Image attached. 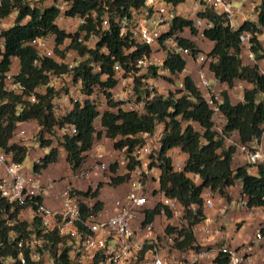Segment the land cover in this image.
Instances as JSON below:
<instances>
[{
  "label": "trees",
  "instance_id": "16d2710c",
  "mask_svg": "<svg viewBox=\"0 0 264 264\" xmlns=\"http://www.w3.org/2000/svg\"><path fill=\"white\" fill-rule=\"evenodd\" d=\"M27 0H1L0 21L7 19L13 12L16 13L13 24L1 32L4 38V51L0 52V149L11 155L12 160L21 164L28 154L26 146L12 142L17 124L34 121L37 125L36 137L40 148H49L47 154L33 163L32 172L41 174L50 165L58 161L59 150L65 153L66 163L75 173L82 168L88 152L94 142L102 135L112 142L114 150L126 148L129 153L138 144L137 136L141 133H153L158 125H162L163 136L161 150L158 156L161 169V189L171 198H174L184 208L187 227L180 231L182 241L177 244L180 250L199 249L196 244L193 228L204 221L201 195L204 190H210L218 196L229 200L228 190L236 185L240 187V194L244 195L249 208L264 207V164L233 165V156L236 148L225 144V138L235 133L240 144L253 141L259 142L264 128V74L261 73L259 63L264 60V46L254 38L251 51L256 63L243 64V47L239 35L244 31L264 34V0H257L255 19L244 21L237 30H234L226 15L217 13L206 7L198 16L212 24V27L203 31V40L212 44L207 53L208 73L219 83L233 89L236 82L245 83L241 100L233 103L227 89L219 92L218 101L213 99L223 118L221 125L222 135L216 132L214 113L196 88L193 80L187 76L183 78V90L169 93V96L155 95L149 98L144 91L145 101L143 114L127 111L123 102L112 99L111 90L117 85L114 78V66L120 65L126 72L135 68L138 58L148 54L149 50L143 46H136L128 52L134 43L128 35L120 36V28L116 23L128 17L131 10H138L145 5V0H111L108 1L105 11L97 0H67L72 1L73 7L68 11V17L85 16V24L79 26L73 34L60 29L56 24L57 10L53 7H30ZM56 1V0H55ZM177 6L186 0H165ZM95 16L91 18L90 12ZM107 15L109 27L102 31L101 21ZM187 30L190 35H196L192 22L177 17L173 20L168 36L175 35L177 42L191 52L195 57L201 50L195 43L180 35ZM83 33V34H82ZM82 34V35H81ZM98 36L94 48L78 42L82 36L87 40L89 35ZM52 36L57 49L66 40H69L67 49L74 51L82 62L71 70L72 82L79 79L82 84V94L86 96L82 102H74L71 110L57 118L53 113V101L60 97V89L48 87L49 75H60L68 71L67 65L54 59L39 57L36 50L30 45L35 38ZM104 50V52H103ZM18 63L17 72L13 79L19 82L24 90L21 94L8 92L4 87L5 75L10 71L12 60ZM37 61L38 65H34ZM186 61L179 56L169 55L164 63L170 76L177 77L185 68ZM96 70V71H95ZM151 76L157 77V68H151ZM170 81V78H167ZM143 87L137 80L136 89ZM42 88L40 93H34ZM104 95L105 109L100 112L97 100L91 98L95 90ZM35 94L36 102L30 103L28 97ZM99 93V94H100ZM98 124L97 130L95 124ZM64 125H74L76 134L65 136L57 146L46 136L54 135L56 129ZM178 148L186 155L183 173H174L171 170L167 152ZM255 168V173L249 170ZM117 163L110 165L109 186L117 187L128 180V175H116ZM127 170L131 166L126 167ZM116 175V176H113ZM197 176L198 184L192 180ZM102 183H98L91 190L82 193L97 198ZM195 206L193 210L192 207ZM12 205L0 197V264L2 258L15 257L16 247L7 246L9 233L24 236L28 223H17L8 226L3 219L4 213L13 221L19 208L10 212ZM84 210L85 207L82 206ZM102 209V203L97 200L94 211ZM157 211H150L146 222L153 220ZM38 222H34L37 228ZM264 233V229H260ZM50 245L46 249L53 257L55 264H72L66 254L67 247H62L59 258L56 257V245L65 239L55 235L48 236ZM28 259L27 255L25 254ZM214 264H227V258L217 255ZM27 264H33L28 261Z\"/></svg>",
  "mask_w": 264,
  "mask_h": 264
},
{
  "label": "built area",
  "instance_id": "2783aa9c",
  "mask_svg": "<svg viewBox=\"0 0 264 264\" xmlns=\"http://www.w3.org/2000/svg\"><path fill=\"white\" fill-rule=\"evenodd\" d=\"M97 1L106 11V4L111 0ZM26 2L30 7L53 6L58 12L56 24L67 17L75 21L77 29L85 24V19L88 16L68 17L67 13L73 7L72 1L45 0L41 3L40 0H27ZM206 7L226 15L230 25L239 13L232 7L231 0H186L177 6L165 0H145L144 7L131 10L129 16L120 21L116 19L120 28V36L128 35L134 43L128 52L135 50L138 45L146 47L149 53L138 58L135 68L128 72L120 65L114 66V78L117 85L111 90L112 99L123 102V108L127 111L143 114L145 101L143 92L147 91L149 98L158 95L156 78L158 76L172 78L169 71L164 69V63L169 55H176L197 64L196 82L193 81V83L201 94L203 93V98L214 113V119L221 116L217 105L213 103V99L218 101L219 91H217L216 84L207 76L208 60L204 52L201 51L195 57H191L190 50L181 46L175 35L168 36L175 18L187 19L192 22V26L196 30V35L192 36L191 40L196 45L203 39V31L212 27L210 22L198 16V13L204 12ZM90 16L94 18V11L90 12ZM8 19L9 17L0 21V52L4 51V38L1 32L6 30L3 28ZM108 27L109 22L105 13L101 21V29L105 31ZM180 36L182 37V34ZM254 38L264 46V34L259 36L257 33L244 31L239 35L243 52L253 62H255V58L251 51V41ZM92 40L96 43L98 36L89 35L87 41ZM78 42L86 45V40L82 36L79 37ZM52 44H54L52 36L35 38L30 43L39 57L61 62L56 59L55 45ZM34 65H38V62L35 61ZM66 65L68 68L66 73L58 76L49 75L48 87L58 89L60 83L73 81L71 70L74 66ZM152 67L157 68V77L151 76ZM185 69L186 66L179 75H183ZM15 73L9 71L5 75L4 87L8 92L21 94L24 88L13 79ZM185 77L187 76H181L180 79L178 77L177 90L184 89L183 78ZM137 80L143 84V87L138 88L139 90L136 89ZM74 85L70 87L68 94H71V97L75 95L74 102H82L86 96L82 94L81 81L78 79ZM122 87H125L126 90L122 91ZM41 91L42 88L36 89L34 93ZM34 93L28 97L30 103L36 102ZM68 94H60L61 96L53 101V113L57 118L61 117L58 112L62 104H67L68 111L73 106ZM99 95L101 97L98 100L103 104L104 95L101 93ZM91 98L95 99L94 95ZM97 106L100 107V104L97 103ZM159 126L161 129L157 126L151 134H139L137 136L138 144L129 153L126 148L117 150L121 158L123 172L116 173V175H128L127 182L123 183L127 185L128 189L113 198L112 213L109 215L103 208L94 211L97 198H92L91 193L88 196L82 194L87 192L88 188L93 190L94 188L91 186H87L81 191L71 184L65 183L61 190L53 192L55 181H49L47 184L41 183L38 175L33 172H23L21 164L14 162L11 155L0 149V197L13 206L10 212L14 208H19L13 221H10L9 216L5 213L3 219L8 226L28 223L26 235L20 236L13 231L9 233L7 246H15L17 254L15 257L2 258L3 262L27 264L29 261L33 264H55L53 257L46 249V246L50 245L48 236L55 235L59 239H65L64 245L61 242L57 243L56 257L59 258L62 247L66 246L67 258L72 264H214L213 260L219 254L227 258V264H264V249L261 254L262 259L259 262H254L253 250L249 244H243L237 248L209 244V240H212V237L218 233V229L210 228L211 220L208 217L204 218L200 226L202 238L199 242L196 241L199 249L180 250L178 248L177 244L182 241L179 233L187 227V220L184 208L176 199L166 195L160 186L161 169L158 156L162 147L163 130L162 125ZM216 132L222 135L221 129ZM75 134L74 125H64L56 129L54 135L46 136L45 139L51 140L54 144V142H62L65 136L69 137ZM15 137L17 143L28 149L32 146V142H30L32 140L38 145L36 133L32 136L25 129L16 130ZM232 140H235L236 144L232 145ZM229 143L236 148L235 153L237 152L242 157L245 164L251 166L264 164V128L259 142L253 141L243 145L238 142L237 135L232 133L229 138H225V144ZM167 157L170 159L172 172L183 173L186 155L178 148H173L167 152ZM39 159L33 157L32 162L38 163ZM113 163L118 165L117 161H113ZM128 165L131 166L130 170L126 169ZM100 170H107L112 176L108 165L104 163L100 166L94 164L86 169L81 168L72 173V176L76 182H80L78 180L81 179V182L87 183L91 173H97ZM191 178L194 183L199 179L197 176ZM201 199L202 210L213 209L217 206L216 215L219 217L225 216L231 206L238 211L245 212L253 209L247 206L246 198L240 192L230 203L221 200L220 196L218 197L210 190H204ZM82 206L85 207L84 210ZM192 209L194 210L195 206ZM154 210L157 212L153 220L146 222L147 214ZM36 221L38 222L37 228L34 225ZM253 240L254 244L257 243L264 247V233L261 230L255 233ZM0 247H3L1 240Z\"/></svg>",
  "mask_w": 264,
  "mask_h": 264
},
{
  "label": "crops",
  "instance_id": "0c3cea01",
  "mask_svg": "<svg viewBox=\"0 0 264 264\" xmlns=\"http://www.w3.org/2000/svg\"><path fill=\"white\" fill-rule=\"evenodd\" d=\"M233 1V0H232ZM242 3L241 10L243 12L242 18H240V15H237L236 19L237 21H240L239 23L241 24L244 21H247L245 17H247L248 14L251 12V7L256 6L258 4L257 0H240ZM254 3V5H253ZM252 5V6H251ZM255 19V16L249 17L248 20L253 21ZM182 37L192 40V35L185 30L182 33ZM198 49H200L202 52L207 53L210 48L212 47V44L209 43L206 40H200L196 44ZM186 61V69L183 75H179V79L181 76H189L194 83L196 82V77H197V64L194 61ZM12 64H16V71L18 67V63L16 59L12 60ZM259 68L261 73L264 74V71H262L259 63ZM207 76L210 78L212 82L216 84L217 91L218 89H226L224 84L219 83L217 80H215L210 73L207 72ZM245 87L248 88V85L245 84ZM203 95V93H202ZM60 116L64 115L65 113H58ZM18 129H25L28 133L33 132V135L37 132L38 128L37 125L34 121H30L27 123H19L17 124L16 130ZM97 129V128H96ZM98 130V129H97ZM31 137V136H30ZM12 142H16V137L12 139ZM32 142V146L29 150H31V159L34 158H41L45 154L48 153L49 149L48 148H40L37 144ZM53 145V144H52ZM101 145H106L107 150L105 157H102L101 159H96V152L97 149H101ZM111 145V146H110ZM54 146V145H53ZM100 147V148H99ZM111 147L113 153H110L108 150ZM113 156L114 159L118 162V169H117V174H121L123 172V167L121 164V158L119 156V152L117 150H114L112 147V142L105 138L103 135L94 142V145L92 149L88 152L86 161L82 166V169H86L88 166L92 165L91 163L94 162L95 160H99L102 162H105L106 155ZM62 161V162H61ZM59 163H62L63 169H59ZM233 165H245V161L242 160V157L238 155L236 152L233 156ZM250 173H255V168H251L249 170ZM72 171L69 167V165L66 163L65 160V153L62 149L59 150V156H58V161L55 164L50 165L47 169L41 172L37 177L40 180L41 183L47 184L49 181H55V183H69L71 184L74 188L78 190H84L87 188V186H91V188L96 187V183L99 181H95L94 176L97 175L98 173H91L89 180L87 183H80L76 182L73 179L72 176ZM101 181V180H100ZM199 180L195 181V184H198ZM101 182H104L103 180ZM128 189L126 184H121L115 188L110 187V186H103L99 193L97 200H99L102 203V208L104 211H106V214L109 215L112 213V205H113V198L116 197L119 194H122L126 192ZM240 192V187L238 185L230 188L228 190V195H229V200L227 201L226 199L221 198V200L226 201L228 203L232 202L237 196L238 193ZM216 195V194H215ZM219 197V196H218ZM219 206V203H218ZM217 211V206L213 209L209 210H204V216L210 218L211 224L209 225L211 229L215 230L218 229V233H216L213 237L212 240H209V244H216L219 246H227L230 248H237L243 244H249L252 247L253 250V261L254 262H259L261 258L262 251L264 249L263 245L254 244V235L255 233L260 230L264 229V207H258V208H253L249 212L245 211H238L234 209L233 206L230 207L229 211L227 214L223 217H219L216 215ZM250 214V215H249ZM202 224H199L195 226L194 228V236L197 242H199L202 238V234L200 231V226Z\"/></svg>",
  "mask_w": 264,
  "mask_h": 264
},
{
  "label": "rangeland",
  "instance_id": "374dc122",
  "mask_svg": "<svg viewBox=\"0 0 264 264\" xmlns=\"http://www.w3.org/2000/svg\"><path fill=\"white\" fill-rule=\"evenodd\" d=\"M44 1L45 0H40L41 3H43ZM231 4H232L233 8H235V9H237L239 11L238 15H240V18H242L243 12L241 10V7H242L241 1L240 0H233V1L231 0ZM253 5H254V3H253ZM250 10H251L250 14H248L247 17H245L246 20H248L249 17H252V16L254 17L255 16V13H254L255 6H252ZM15 17H16V14L13 12L9 16V19L6 21V25H5V27L3 29L9 28L13 24ZM239 22L240 21L233 20L232 23H231V27L234 30H237L239 28V26H240ZM57 25H58V27L60 29H63L67 33H71V34H73L76 31V29H77V25H76L75 21L73 19H69L67 17L64 18L63 20H61L60 22H57ZM68 44H69V40H66L62 46H59L57 49L54 48L55 57H56V59H59L61 62L65 63V64L76 66L80 62H82L84 60V58L79 57L74 51L68 50L67 49ZM95 44L96 43L93 40L92 41H87L86 40V46L88 48H94ZM52 45L54 46V44H52ZM255 63H256V61L255 62L250 61L247 58V54L245 52H243V64L244 65H254ZM15 67H16V64H12L11 65L10 71L12 73L17 72ZM260 67H261L262 71H264V60L260 63ZM71 82H62V83L59 84L60 87L58 89H60L59 91H61V93H60L61 95L62 94H68V91H69L70 87L75 86L74 82L73 83H71ZM177 85H178V77H172V78H170V81L167 79V77H164V76H158L156 78V92H157L158 95H161V96H164V97L165 96L166 97L169 96V93H174L175 91H177ZM225 88L227 89V92H228L229 96L231 97V101L233 103H236V102L241 100L242 93H243L244 89H246L245 83H241V82H236L235 85H234V88L231 89V90L228 89L226 87V85H225ZM121 90L124 91V90H126V88L122 87ZM222 90L223 89H218L219 92L222 91ZM99 93H100V91L96 89L94 98H95V100L97 99L98 104H100L99 110L101 112V111H103L105 109V107H104L105 106V100L103 101V104H101V102H99L98 98L101 97L99 95ZM74 96L71 97V94H68V97L70 99V103L73 101ZM67 111H68L67 104H62V107L59 109L58 113H67ZM222 123H223V118L221 116L215 118L214 119L215 129L216 130L222 129V127H221ZM95 127L97 129H99V126H98L97 123L95 124ZM158 127H160V126L158 125ZM160 129H161V127H160ZM31 135L33 136V132H31ZM31 139H32V137H31ZM57 144L58 143L54 142L53 145L57 146ZM233 144H236L235 140H232V145ZM228 145H231V143H229ZM100 147H101V149H97L96 159H101L102 157H105V154L107 153L106 152V150H107V146L106 145H101ZM108 150L110 151V153H113L111 147ZM105 159H106L105 162H102V161H99V160H95L91 164L92 165L96 164V165L100 166L102 163H104V164L108 165V169H109L110 164H112L113 161H116L113 158V156H109V154L106 155ZM61 164L62 163H59V165H58L59 169H63ZM32 165H33V162H32V159H31V155L28 154L25 157V159L23 160V162L21 163V169L23 170V172L31 173L32 172ZM89 167L90 166H88V168ZM97 173H98V176L97 175L94 176L95 181L98 180L99 181L98 183H102L103 186H109V177H111L109 175V171L100 170ZM100 180L101 181L103 180L104 182H101ZM78 181H80L81 184L83 183V182H81L82 181L81 179H79ZM62 183H64V182L56 183L55 184V189H53V192H58L59 190H61L62 189ZM98 183H96V185Z\"/></svg>",
  "mask_w": 264,
  "mask_h": 264
}]
</instances>
